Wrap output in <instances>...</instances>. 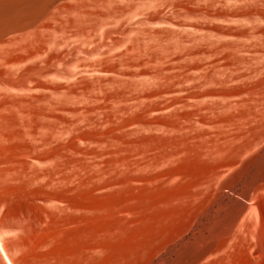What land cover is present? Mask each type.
<instances>
[{"label":"rangeland","instance_id":"rangeland-1","mask_svg":"<svg viewBox=\"0 0 264 264\" xmlns=\"http://www.w3.org/2000/svg\"><path fill=\"white\" fill-rule=\"evenodd\" d=\"M117 1L119 6L110 19L113 24L123 25L121 33L115 35L109 47L101 44L92 51L78 48L73 55L58 60L57 75L51 76L56 85L66 81L64 77L76 64L96 61L101 72L96 73L99 77L92 87L94 91L90 87L85 93L91 90L90 94L96 95L94 92L99 91V98L110 97L111 103H118L130 91L149 84L157 70L172 66L186 84L201 85L204 91L199 100L220 102L200 114L182 117L180 125L185 129L179 131L174 143L146 139L137 147L112 155L104 165V177H127L139 167L137 172L144 176L139 184L144 190L137 197L127 193L129 205L143 200L148 202L143 212L153 213L160 208L161 212L178 213L170 227L161 221L157 228H148L153 230L136 238L129 234L130 242L138 240L136 251L140 254L135 264H264V0ZM113 4L106 0L108 7ZM129 44L134 51L128 64L105 59ZM3 88L0 83V90ZM48 93V101L53 100L54 92ZM58 94H66V108L87 102L76 96L80 91L61 90ZM15 109L8 103L0 107V114L13 116ZM74 112H65V125L72 115L81 116ZM160 112L152 115L157 125L165 127L170 118ZM184 156L189 157L193 172L183 189L181 185L175 188L181 189L182 198L151 207L152 196L162 195L155 175L169 167L173 158ZM13 166L11 160L0 162V167ZM128 183L126 180L115 188L125 192ZM17 199L0 204V233L10 256L20 264H64L60 251L56 252L60 246L55 240L40 244V231L13 224L14 212L26 209L24 220L31 221L39 205L33 196ZM121 206L113 211L128 219L135 217V209ZM96 211L104 213V209ZM126 229L131 232L136 228ZM122 238L125 242L124 235ZM69 247L73 251L65 256L67 259L80 257L82 247L77 243L66 245V249ZM0 264H6L1 251Z\"/></svg>","mask_w":264,"mask_h":264},{"label":"bare ground","instance_id":"bare-ground-1","mask_svg":"<svg viewBox=\"0 0 264 264\" xmlns=\"http://www.w3.org/2000/svg\"><path fill=\"white\" fill-rule=\"evenodd\" d=\"M112 1L113 6L108 7L106 0H0V83L4 85L0 107L10 103L16 108L13 116L0 114V162L14 163L13 167H0V204L13 197L33 196L38 200L33 220L26 222V209L17 207L13 224L40 231V244L55 240L60 246L56 252L60 251L64 264L136 263L135 257L140 254L136 251L138 240L130 242L129 234L136 238L153 230L148 228H157L161 221L169 227L173 224L171 220L178 213L161 212L158 203L179 199L193 165L188 156L173 158L169 167L155 175L159 177L162 195H151V207L157 205L155 208L161 213L155 209L153 213L141 211L148 203L143 200L127 203L129 195L137 197L144 190L139 184L144 179L137 172L139 167L127 177H104V165L112 155L137 147L146 139L174 143L179 131L185 129L180 125L182 117L200 114L220 103L216 99L199 100L204 91L201 85L186 84L172 66L157 70L149 84L130 91L118 103H111L110 97L99 98V91L94 92L96 95L90 94L91 90L85 93L90 87L94 91L99 77L96 73L101 72L96 61L76 64L64 77L66 81L56 85L51 76L57 75L58 60L73 55L78 48L92 51L101 44L109 47L115 35L121 33L123 25L113 24L110 19L119 6L117 0ZM131 51L134 47L129 44L120 52L107 54L105 59L128 64ZM49 90L54 92L50 101ZM61 90L80 91L76 96L87 102L66 108V94H58ZM78 102L82 103L80 99ZM70 111L80 112L81 116L69 115L71 119L65 125V112ZM154 111L166 112L170 120L165 127L157 125ZM126 180L129 183L125 192L115 188ZM177 185H181L180 190L175 189ZM116 206L135 209V217L128 219L113 211ZM97 209H104V213H97ZM132 222L136 223L133 227ZM126 228L136 229L128 232ZM122 235L125 242H121ZM71 243L82 247L80 257H65L73 251L71 247L66 249ZM0 251L6 264H20L10 256L1 233Z\"/></svg>","mask_w":264,"mask_h":264}]
</instances>
